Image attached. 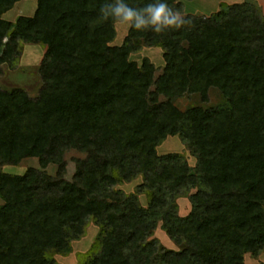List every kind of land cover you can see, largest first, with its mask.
<instances>
[{"label":"trees","instance_id":"trees-1","mask_svg":"<svg viewBox=\"0 0 264 264\" xmlns=\"http://www.w3.org/2000/svg\"><path fill=\"white\" fill-rule=\"evenodd\" d=\"M19 1L0 0V74L24 44L45 52L38 96L0 84V264H59L91 221L97 243L80 264H246L247 253L264 252L261 5L222 3L161 34L129 26L114 44L117 24L98 15L103 0H37L33 15L4 18ZM168 4L182 10L179 0ZM144 47L163 49L160 73L149 57L131 59ZM213 91L227 103L206 105ZM187 94L202 103L181 108ZM168 134L192 150L196 168L180 153H158ZM70 150L86 154L72 179ZM28 157L39 167L2 169ZM139 177L136 192L116 188ZM183 194L192 204L185 216ZM160 223L178 249L154 236Z\"/></svg>","mask_w":264,"mask_h":264},{"label":"rangeland","instance_id":"rangeland-1","mask_svg":"<svg viewBox=\"0 0 264 264\" xmlns=\"http://www.w3.org/2000/svg\"><path fill=\"white\" fill-rule=\"evenodd\" d=\"M182 3V10L180 14L186 16L187 14H196L201 16H209L214 12L222 8V3L232 4L234 2H240L243 0H179ZM257 1V0H256ZM37 8V0H21L15 4V6L4 14V18L15 21L20 15L31 16L34 14ZM263 10V8H262ZM117 38L114 44L122 43L124 37L128 33L129 26L126 24H117ZM45 52V47L40 44H24L21 57L12 64L6 63L3 65V72L0 74V84L5 89H13L15 87H21L26 89L32 97L38 96L42 79L39 73V65ZM144 57H149L151 61L156 65L158 73L162 71L165 64L163 57V49L161 47H144L139 52L131 55V59L141 63ZM93 78L88 76V83L83 87L89 88ZM109 92L97 94L94 98L95 101H102L109 96ZM200 104L202 101L197 95H185L177 100V104L185 109L194 104ZM227 103V100L216 91L211 92L210 100L206 103L208 106H223ZM158 153L163 155L167 153H180L188 161L192 168H196L198 160L193 154L192 150L182 140V138L175 134H168L159 139L157 144ZM86 154L77 150H70L67 152L65 159L67 161L66 177L72 179L77 167V159L85 158ZM39 167V161L36 157H28L23 159L19 164H5L2 169L8 173L23 174L29 167ZM51 174L57 172V165L51 164L47 168ZM142 183V178L139 177L131 182H124L116 186L117 189H121L126 193L136 192L138 185ZM194 191V190H193ZM186 193V192H185ZM141 201L143 204H147L146 195L142 194ZM4 200L0 197V204H3ZM179 213L182 216L187 215L191 209L192 204L187 194H183L178 199ZM99 228L93 221H91L87 227L86 234L80 240L74 241L73 252L68 255H57L56 258L59 264H80V262L86 258V253L93 250L97 243ZM154 236L158 238L168 248L178 249L179 246L172 240L167 232L159 224L155 230ZM264 262V252L258 256H254L251 253L245 255L246 264H258Z\"/></svg>","mask_w":264,"mask_h":264},{"label":"clouds","instance_id":"clouds-1","mask_svg":"<svg viewBox=\"0 0 264 264\" xmlns=\"http://www.w3.org/2000/svg\"><path fill=\"white\" fill-rule=\"evenodd\" d=\"M98 15L115 24L130 25L137 31L151 30L161 34L185 23L178 10L169 6L168 0H148L142 7H133L128 0H103Z\"/></svg>","mask_w":264,"mask_h":264},{"label":"crops","instance_id":"crops-1","mask_svg":"<svg viewBox=\"0 0 264 264\" xmlns=\"http://www.w3.org/2000/svg\"><path fill=\"white\" fill-rule=\"evenodd\" d=\"M257 2L261 5V7L263 8V12H264V0H257Z\"/></svg>","mask_w":264,"mask_h":264}]
</instances>
